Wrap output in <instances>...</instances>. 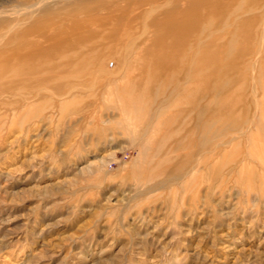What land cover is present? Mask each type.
I'll return each mask as SVG.
<instances>
[{
    "label": "rangeland",
    "instance_id": "obj_1",
    "mask_svg": "<svg viewBox=\"0 0 264 264\" xmlns=\"http://www.w3.org/2000/svg\"><path fill=\"white\" fill-rule=\"evenodd\" d=\"M175 1L167 31L103 26L99 60L0 104V264H264L263 200L196 167L264 110V0Z\"/></svg>",
    "mask_w": 264,
    "mask_h": 264
},
{
    "label": "bare ground",
    "instance_id": "obj_2",
    "mask_svg": "<svg viewBox=\"0 0 264 264\" xmlns=\"http://www.w3.org/2000/svg\"><path fill=\"white\" fill-rule=\"evenodd\" d=\"M79 1L0 0V104L12 105L10 98L16 93L25 92L28 88H44L50 80L53 82L61 78L63 73L99 60L101 53L87 54L82 45L89 42L110 43L112 34L99 33L103 26L131 29L142 25L144 28L167 31L172 24L170 17L178 4L175 0H167L166 17L161 21L145 19L137 22L138 15L136 19L130 12L154 0H91L88 5ZM147 7L152 13L156 6ZM64 9L69 10L65 13L62 12ZM147 11L144 17H147ZM56 88L61 90L60 85ZM228 115L227 112H220L213 122ZM172 126H168L170 130L163 136L166 141L184 132L185 138L192 137V132L180 125ZM157 128L158 124L145 127L147 144L153 143L158 134ZM215 146L206 152L196 167L209 163L210 166H228V170L236 172L239 179L234 180V185L240 184L246 196L257 192L258 199H262L264 204V110L260 109L256 120L227 134Z\"/></svg>",
    "mask_w": 264,
    "mask_h": 264
}]
</instances>
